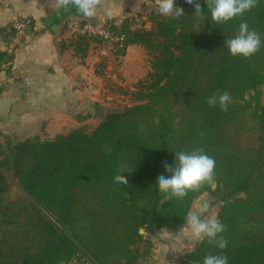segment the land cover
Segmentation results:
<instances>
[{"label":"trees","instance_id":"trees-1","mask_svg":"<svg viewBox=\"0 0 264 264\" xmlns=\"http://www.w3.org/2000/svg\"><path fill=\"white\" fill-rule=\"evenodd\" d=\"M176 4L184 16H161L149 29L133 28L127 15L118 23L87 19L123 37L114 53L123 55L129 45L149 52V71L134 92L138 103L120 109L97 104L94 127L81 125L51 139L0 133V264H68L76 257L90 264H149L153 237L183 225L204 193L218 203L227 246L196 241L178 264H203L209 254L226 255L228 264H264V101L258 92L264 0L222 24L211 20L205 0L203 17L185 0ZM245 20L262 44L249 58L233 57L225 41ZM14 31L9 26L7 34ZM75 39L82 54L79 43L108 45L97 36ZM2 55L11 60L13 53ZM223 92L232 98L227 111L207 104ZM195 148L214 158L215 183L165 201L157 186L160 175H171L164 165ZM121 168L128 185L114 181Z\"/></svg>","mask_w":264,"mask_h":264},{"label":"crops","instance_id":"crops-1","mask_svg":"<svg viewBox=\"0 0 264 264\" xmlns=\"http://www.w3.org/2000/svg\"><path fill=\"white\" fill-rule=\"evenodd\" d=\"M142 4L143 0H102L92 18L108 17L104 12L108 7L118 23ZM70 18L90 19L74 8L66 12L54 0H0V53H13L11 60L0 56L1 134L16 140L51 139L94 116L97 104L109 102L112 88L121 89L146 75L139 45H129L120 55L107 44L90 41L79 43L82 54L67 31ZM13 19L26 26L7 34ZM186 232V220L176 230L157 232L148 263L178 264L196 242Z\"/></svg>","mask_w":264,"mask_h":264},{"label":"clouds","instance_id":"clouds-1","mask_svg":"<svg viewBox=\"0 0 264 264\" xmlns=\"http://www.w3.org/2000/svg\"><path fill=\"white\" fill-rule=\"evenodd\" d=\"M54 2L66 12L71 13L74 8L86 18L96 15L97 8L102 0H54ZM189 5L194 6L197 17H203L200 0H185ZM211 14V20L216 24L226 23L257 6L258 0H205ZM154 4L162 16L178 19L185 15L184 9L177 6L176 0H154ZM105 15L110 17L112 11L106 7ZM226 47L231 56H242L249 58L261 47V38L257 31L250 29L248 22L242 21L233 38L225 41ZM231 96L227 92L214 93L207 99L210 107L219 105L222 111H227ZM106 153H111V146H105ZM165 171L170 176L160 175L157 179V186L160 192L164 193V200L172 198L183 199L189 191H198L203 185L215 183V160L204 153L203 148H195L191 152L180 151L175 154L174 165H164ZM126 171L121 168L114 176V181L120 185H128L127 177L120 173ZM210 204L202 199L195 205V210L189 211L186 216L187 232L185 235L194 241H203L207 238L210 244L223 250L227 241L220 234L225 230L215 214L206 215L209 212ZM60 264H63L61 261ZM203 264H228L226 255L209 254L203 258Z\"/></svg>","mask_w":264,"mask_h":264},{"label":"rangeland","instance_id":"rangeland-1","mask_svg":"<svg viewBox=\"0 0 264 264\" xmlns=\"http://www.w3.org/2000/svg\"><path fill=\"white\" fill-rule=\"evenodd\" d=\"M126 15L133 17V23H132L133 28H146V29H149L155 26L156 21L162 16L159 14L154 4V0H143V4L139 7L138 10L134 12H129ZM93 42H96V40ZM106 46H110V45H106ZM141 48H142L141 52L144 56V59L146 60V65L148 66V69H147V72H148L150 68V54L143 46H141ZM139 80L135 82L127 83V84H122L120 86L121 89L112 88L113 90L111 92L112 93L111 98L110 100H108L109 102H107L105 106L109 107L110 109H120L125 105H132V104L138 103L139 101L135 98L134 92L136 90V85ZM258 92H259L260 100L264 101V83L259 86ZM252 94H254L253 91L246 92L244 94V99H249ZM97 122H98V119L95 117V114L94 116L90 114L87 118H85V121L80 122L79 126L84 125L86 128H92L96 125ZM1 139H2V142L5 144L6 138H3V136H1ZM197 199H200L199 201H201L202 199H206L209 202L210 208H209V212L206 213V215H211V214L216 215L217 214L218 203L213 201V198H211L208 193H204L203 195H200L195 200ZM68 264H90V263L85 261L83 257H78V258L76 257L72 259Z\"/></svg>","mask_w":264,"mask_h":264},{"label":"built area","instance_id":"built-area-1","mask_svg":"<svg viewBox=\"0 0 264 264\" xmlns=\"http://www.w3.org/2000/svg\"><path fill=\"white\" fill-rule=\"evenodd\" d=\"M11 26L15 29H21L26 26L25 22L20 19H13ZM66 28L69 34L73 37L78 35H89L97 36L102 38L108 45L113 48L114 44H121L123 37L111 31L107 26L103 24L101 20L97 21H85L79 20L77 18H70L66 23ZM187 216V215H186Z\"/></svg>","mask_w":264,"mask_h":264}]
</instances>
